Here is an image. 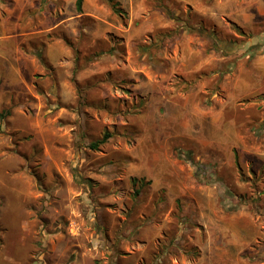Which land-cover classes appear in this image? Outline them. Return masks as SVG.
<instances>
[{
	"label": "rangeland",
	"instance_id": "obj_1",
	"mask_svg": "<svg viewBox=\"0 0 264 264\" xmlns=\"http://www.w3.org/2000/svg\"><path fill=\"white\" fill-rule=\"evenodd\" d=\"M116 1L123 17L106 0H0V264H198L214 245L264 264L246 36L174 0Z\"/></svg>",
	"mask_w": 264,
	"mask_h": 264
},
{
	"label": "crops",
	"instance_id": "obj_2",
	"mask_svg": "<svg viewBox=\"0 0 264 264\" xmlns=\"http://www.w3.org/2000/svg\"><path fill=\"white\" fill-rule=\"evenodd\" d=\"M178 5H187L189 12H192L200 19H210L216 22L214 27L219 29L226 28L227 25H232L236 30L240 31L242 35L239 42L243 50V56L246 60L250 61V66L253 68L249 71L247 76H250L252 80L249 85L248 82H243L242 92L250 95L251 100L255 99L254 93L258 91H264V52L260 51L259 45L264 44V0H174ZM180 5V6H182ZM203 17H201V14ZM215 14H218L215 18ZM205 16V17H204ZM247 38V39H246ZM227 41L226 38H223ZM241 41V42H240ZM260 51V52H259ZM221 53L220 61L223 65L227 61V51L219 50ZM226 66V65H225ZM226 70V67H223ZM195 68L191 70L190 74L194 73ZM261 80V81H260ZM254 81V82H253ZM259 94V92H258ZM263 96V95H262ZM259 97V96H258ZM257 108H259L258 104ZM262 110V109H261ZM261 112L263 118L264 112ZM234 237L238 240V244L245 241V238H240L237 233H233ZM240 245V244H239ZM215 245L212 247L204 248L201 253V257L198 259V264H250L248 261L242 262L237 260L238 250H235L236 254H229L224 252L222 248H218ZM222 253V254H221ZM235 255V259L234 258ZM228 258V260L226 259Z\"/></svg>",
	"mask_w": 264,
	"mask_h": 264
},
{
	"label": "trees",
	"instance_id": "obj_3",
	"mask_svg": "<svg viewBox=\"0 0 264 264\" xmlns=\"http://www.w3.org/2000/svg\"><path fill=\"white\" fill-rule=\"evenodd\" d=\"M106 1H107L108 5L110 6V8L114 14H116L120 17H123V11L120 8V4L116 0H106ZM82 3H83V0H76V3H75L76 9L80 13H81ZM167 13L169 14V11H167ZM201 32H204V31L201 30ZM61 38L66 41V44H68V46L72 47L71 43L68 40H66V38H64V37H61ZM73 51H74V54L76 55V58H75V61H76L77 60V54L79 51H78V49H74ZM77 89H78V87H77ZM9 115H10V111L8 109L3 110L0 113V121H3ZM114 135H115V132H110L108 130L103 131V133L101 134V137L99 139L90 143V149L97 150L100 145L107 143L109 139L114 137ZM189 160L191 161V159H188V161ZM191 163L193 164L192 161H191ZM235 165L239 168L236 156H235ZM197 169H198V172L196 173V175L206 177V175H205L206 173H205L204 169H201V168H197ZM130 183H131V187H132V191H133L134 195L137 196L140 193V189L144 187L145 180L144 179L131 178ZM208 183L209 184L217 183L220 188L225 189L226 193L228 195H230L227 192V188L225 187V185L223 184L221 179L218 178L215 182L209 181Z\"/></svg>",
	"mask_w": 264,
	"mask_h": 264
}]
</instances>
